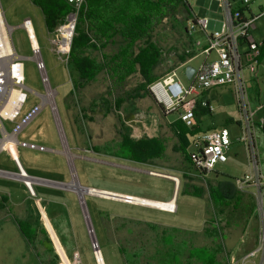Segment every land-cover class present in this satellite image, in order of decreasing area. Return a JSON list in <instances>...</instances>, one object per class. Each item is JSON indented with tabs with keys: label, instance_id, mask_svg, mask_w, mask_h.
I'll return each instance as SVG.
<instances>
[{
	"label": "rangeland",
	"instance_id": "rangeland-1",
	"mask_svg": "<svg viewBox=\"0 0 264 264\" xmlns=\"http://www.w3.org/2000/svg\"><path fill=\"white\" fill-rule=\"evenodd\" d=\"M240 1L235 0L237 5L240 4ZM188 2L192 7V12L196 19L208 18V34L220 31L224 16L217 3L210 2L209 0H188ZM0 6L6 23L9 27L13 28L11 39L15 52L21 57L24 66V85L28 89V98L20 111V115L13 123L4 122L7 132H11L21 121L35 111L41 103L39 95L44 91L35 64L31 60L32 53L26 33L20 27L24 19L28 18L31 21L34 37L45 64L50 86L57 93L55 103L60 119L58 128L61 133V139H59L60 136L58 138L55 131L56 125L53 123L51 111L47 105L41 107L18 134L19 141L26 143L37 142L50 150H39L40 153H37V150L20 149V161L26 167L29 175L52 182L67 184L75 178L81 187H92L91 189L97 188L149 200H160V202L168 200L173 191L174 182L168 175L178 178L180 187L176 194L177 211L172 214L157 211L153 209L154 207L147 208V206L130 205L118 199L92 195L84 196V206L82 203L81 206L84 215L85 213L88 215L95 241L105 264H123L115 245V241L120 244V238L118 237L120 234L118 233V236H113L111 233V230L116 225L119 228V219L117 217L120 216L150 222L166 228H179L192 231H201L205 220H211L215 227L217 238H210L208 240V250H203L202 236L197 237L195 235H192V237L195 236L196 238L194 241L186 245L180 244V247L184 248L183 246H185L186 249L195 252L202 258H206L214 254L215 245L218 244L222 248V254L217 256V263L261 264L264 256L262 252L258 253L254 258L244 261L245 256L257 248L258 237L264 224V212L262 214L258 210V205L254 198V190L252 188H246L242 191L236 190V196L240 197L238 206H235L233 201L220 212L212 205L209 196L210 186L217 181L229 179L234 182V179H241L249 170L247 146L244 142L238 140L243 136V132L240 125L238 100L232 87L222 86L208 91L206 99L212 106L213 111L210 114H202L198 124V131L186 136L188 145L185 153L177 151L176 148L180 144V141L169 128V121H174L177 114L173 112L166 115L155 100H153L154 98H152L151 94L143 99L135 100L133 103L124 104L119 113L105 116L102 108L96 109L92 114L87 113L93 118V121L88 122L83 119L79 123L84 130V133H81L73 119L74 115L78 113V109L72 108L68 110L65 105L66 94L72 85L73 76L68 71V67L66 68L51 51L49 43L51 36L45 27L41 10L33 5L30 0H0ZM261 7L264 8V0H253L250 4L251 13L257 15ZM191 30V38L195 43L200 42V46L195 45L196 56L187 62V66L197 69L203 62L215 60L216 55L214 52H211L206 57L202 53V48L207 46L206 34L195 26ZM250 33L256 42H262L264 39V16L255 22V28ZM157 39L159 44L163 46L165 54L169 52L168 56L171 58L175 54L176 48H180V38H176L168 33L167 30L161 31ZM167 64L170 65L169 62ZM263 66L264 59L262 66L256 69L255 74H250L247 71L244 72L249 106L252 110L258 109L255 117L258 120L264 117L263 110L259 109V107L264 105ZM177 73L182 83L186 85L188 82L184 76V70L179 68ZM138 81L139 78L136 76L130 78L123 87V90H119L118 88L113 89V95L115 97L124 95L133 89ZM106 91V84L99 79L82 91V100L79 106L86 107L91 100L96 99L97 96L104 94ZM148 111H154L158 120V139L164 144V152L160 159L151 165L114 157L105 159V162L94 160L97 156H95V152L91 149L93 146L102 145L105 141H110L111 138H119L117 133L120 126L118 116L125 120L127 115H132L133 120L142 121L144 118L140 119V117H147ZM52 124H54L55 129ZM133 125L134 123L125 121V126L129 128L130 132ZM222 128H226L230 134L231 145L227 151L228 159L225 163H218L210 175H207L205 179H201V174L196 170L189 155L197 153L198 150L195 145L203 133L210 131V129L219 130ZM189 131L191 132L192 130L189 129ZM251 140L254 142L252 145L251 141V147L256 151L264 176V134L258 127L254 128ZM15 148L17 149V146ZM56 151H60L61 153L59 154ZM6 153L8 154L6 149L0 150V170L12 172L15 168L9 159V154L7 155ZM14 155H17L16 151H13L12 157ZM152 173L164 175V178L170 179L172 183L165 179L157 178L158 176L155 177ZM1 177L5 178H0V188L6 190L7 197L12 195L13 199H17V182L6 179L13 177L5 175ZM56 188L66 189L65 187ZM56 188L50 187V185H36L34 190L38 199L41 197L46 200L57 192ZM60 194L65 198L66 207L70 212V223L77 251L73 249L67 258L44 211L42 210V219H40V214L35 208V203L30 198L29 204L31 203V206L35 210L29 207L34 221L32 225L37 227L39 231L44 230L46 235L50 236L56 249V251L54 250V254L57 257L59 255L61 258L59 259L58 257L57 264H63L61 253L67 259L68 264H93V249L85 221L83 219L82 226H79L76 210L69 199L71 194L68 192ZM41 207L45 208L43 202H41ZM2 213L0 210V216ZM10 213L14 219L13 212ZM79 214L82 218L83 214ZM44 217L48 225L45 223ZM44 246L49 249L51 245L50 243H44ZM14 258H17V236L8 230V228L0 226V264H8V260L11 261ZM262 264H264V260Z\"/></svg>",
	"mask_w": 264,
	"mask_h": 264
},
{
	"label": "trees",
	"instance_id": "trees-1",
	"mask_svg": "<svg viewBox=\"0 0 264 264\" xmlns=\"http://www.w3.org/2000/svg\"><path fill=\"white\" fill-rule=\"evenodd\" d=\"M30 1L41 10L49 33L64 21L70 10L65 0ZM193 26L196 27V18L187 0H84L67 65L73 76V88L65 101L68 110L78 109V113L73 117L78 130L84 133L79 124L83 119L93 121L87 113L92 114L98 108L104 110L105 116L119 113L124 104L148 96V87L152 83L195 57L196 46L191 38ZM166 30L181 41L180 48H176L172 58L168 56L169 52L165 54L157 39L159 33ZM108 46H112L111 50H108ZM259 50V59L263 60L264 39ZM134 76L139 78L136 86L124 95L115 97L113 89L123 90ZM99 79L106 84L107 91L91 100L86 107H80L82 91ZM198 110L195 111L197 126L191 132L179 120L169 124L170 130L180 141L177 151L185 153L188 145L186 136L198 131L200 116L207 113L201 108ZM132 119V115H127L125 120L118 116L119 138L91 149L95 153L102 152L135 163L151 164L160 159L164 152V144L160 139L134 140L129 137L130 130L125 126V121L130 122ZM87 138L89 139L88 136ZM236 190L233 180L217 181L209 188L212 205L219 212L233 201L234 205L238 206L240 197L236 196ZM44 221L47 224L46 219ZM21 229L29 241L33 240L35 234L29 225H21ZM123 231L124 246L119 253L124 264H224L217 263V256L222 254V248L218 244L215 245L214 254L206 258L186 249L185 246L180 247L194 241L195 236H202L203 250H208V240L217 238L211 220L205 222L201 233L178 228L165 229L150 222L130 219L123 226ZM39 234L44 237L43 245L50 243L44 230ZM58 249L61 252L59 246ZM51 252L52 249H47V254ZM61 256L62 263L68 264L62 253ZM57 261L58 257L54 256L52 264H57Z\"/></svg>",
	"mask_w": 264,
	"mask_h": 264
},
{
	"label": "built area",
	"instance_id": "built-area-1",
	"mask_svg": "<svg viewBox=\"0 0 264 264\" xmlns=\"http://www.w3.org/2000/svg\"><path fill=\"white\" fill-rule=\"evenodd\" d=\"M209 1L217 3L218 7L222 10L224 20L221 23L220 31L208 34L209 20L206 17L196 19V27L205 33L207 38V46L202 48V53L208 57L211 52H214L216 59L211 62H203L194 70L191 77L187 79L188 83L186 85L182 83L177 73V70L185 65L183 64L152 83L148 87V91L166 115L175 112L177 120L187 129L193 130L197 126L195 111L198 108L206 110L208 113H212L213 111L212 106L203 98V93L217 87H232L238 100L240 125L243 132V136L238 140L244 142L247 146L249 165L248 173L241 179H234V184L239 191L246 188L254 190V198L256 199L258 210L263 214L264 176L256 151L251 147L255 111L250 108L247 99L244 72L247 71L250 74H255L256 69L262 65V61L259 59L261 42H256L250 31L255 28V22L264 16V8H261L257 15H253L250 10V4L253 0H241L238 5L235 0ZM65 2L70 10L65 15L64 21L50 32L51 39L49 43L52 53L67 68L71 42L84 0H65ZM20 27L26 33L32 53L31 60L35 64L44 91L39 95L41 103L35 111L21 121L11 132H7L4 122L13 123L20 115V111L28 98V89L24 85V66L21 57L15 52L11 39L13 28L9 27L6 23L0 6V147H2L0 150H7L11 160L18 169V173L21 175V181L29 197L35 203V208L40 214V219H42L41 209L44 211V207H41V200L37 198L34 187L36 185H47L48 181L28 175L22 169L18 157H12V153L16 151L15 147L19 144L17 135L41 107L45 105L49 106L52 119L61 136L58 128L60 119L55 103L57 93L50 86L45 64L35 40L30 19H24ZM63 41H65V45H63ZM195 45L200 46V42H196ZM258 122L260 129L264 132V117ZM5 139L11 141L7 142L3 147L2 142ZM230 145V134L226 128L202 134L200 140L195 145L198 150L197 153L189 155L196 170L201 174V179H205L207 175H210L218 163H225L227 161V151ZM0 173L9 174L6 171H0ZM174 184L176 183L174 182ZM122 202L143 207L140 204L129 203L127 198ZM155 209L168 213L175 212L173 208ZM53 247L55 249L54 244ZM91 247L93 251L96 247L98 248L96 241L91 243ZM260 252L264 255V224L258 237L257 248L245 256L244 261L256 257ZM58 257L61 259L59 255Z\"/></svg>",
	"mask_w": 264,
	"mask_h": 264
},
{
	"label": "crops",
	"instance_id": "crops-1",
	"mask_svg": "<svg viewBox=\"0 0 264 264\" xmlns=\"http://www.w3.org/2000/svg\"><path fill=\"white\" fill-rule=\"evenodd\" d=\"M261 8H263V7H261ZM107 48H108V50L109 49L111 50L112 46H108ZM261 61H263V60H261ZM187 62L184 63L185 65L183 67H181V69L185 70V68L187 67ZM263 68H264V66H263ZM72 88L73 87L71 85L69 92L72 90ZM208 91L204 92L202 96L209 103V101L206 99V96H208V94H207ZM69 92L66 94L65 100L67 99ZM259 109H262L264 112V105L259 107ZM257 110L258 109L253 110V111H255V117H256V111ZM198 112H199V110H198ZM208 114H210V113H208ZM141 118H144V119L142 121H135L133 119L130 121V122L134 123V125L132 126V130L129 133V137L131 139H134V140L141 139V138H147V139L158 138L159 131H158V126H157L158 120L156 119V113L154 111H148L147 117H140V119ZM175 120H177V116H176ZM167 121H169V120L167 119ZM174 121H172V122H174ZM258 121H259L258 119H254L253 134H254V128L255 127H258L260 129ZM172 122L169 121V124ZM53 123H54V121H53ZM52 125L54 128L55 127L54 124H52ZM213 130L214 129H210V131H213ZM55 131L57 132V135L59 138L60 135H59L57 128L55 129ZM210 131H208V132H210ZM262 133L264 134V132H262ZM59 139H61V136ZM111 140H112V138L110 139V141ZM17 141L19 142V144H17V149H16L17 155H14L13 157L14 158L18 157L19 163H20L22 169L29 175V173L26 171V167H24L20 161V159H21V150L20 149L21 148H28V149H31L32 151L37 150L38 151L37 153H40L39 150H44V151H50V150L47 148H44L43 145H41L40 143H37V142H33V143L32 142L31 143L30 142H28V143L21 142L18 140V135H17ZM253 141H254V138H253ZM253 141H252V145L254 143ZM107 142H109V141H105L104 144H106ZM61 144H62V142H61ZM104 144H102V145H104ZM102 145H98V146H102ZM56 152H58L59 154L61 153L60 151H56ZM95 156H97V158H95L94 160H96L98 162H105L104 161L105 159L113 158L112 156L105 155L102 152L95 153ZM78 158H81V157H78ZM114 158H116V157H114ZM9 159L12 162L15 170L12 172H10V171H6V172H9L11 174H17V171H18L17 167L14 165L11 158H9ZM155 161H157V160H155ZM153 163H151V164H153ZM151 164H149V165H151ZM0 171H5V170H0ZM1 176L2 175H0V178H5V177H1ZM153 176H155V177L158 176L157 178H162V179H165V180L170 181V182H171L170 177H172L171 175H168L170 179L164 178L161 176V174H158V175L154 174ZM33 177H35V176H33ZM6 179H11V181L17 182V199H13L12 195L10 197H7V193H5L6 190L4 188H0V210L3 212L0 216V226L8 228V230L12 231L15 234V236H17V258H14L11 261L8 260V262H9L8 264H52L54 261V256H56L54 254L55 249L53 247L52 242L50 241V245H51L50 249H52V252L47 254L48 248H45V246L42 243L44 237H43V235L39 234V232L41 230L39 231V229H37V227L32 225V223L34 221H33L32 216H31L32 211L29 209V207H31V209H33V210H34V208L31 206V203L29 204L31 199L27 193V190L25 189V187H24V185L20 179H18V178H6ZM47 181H49V180H47ZM49 182H52V181H49ZM54 183H58V182H54ZM60 184H67V183H60ZM46 186H49V185H46ZM50 187L56 188V187L51 186V185H50ZM178 187H179V181H178V184H173V191H172L171 197L166 201L160 202V200H149V199H145V198H142V199H145V200L150 201V202H160V203H166L169 201H173L174 205H175V212H176L177 211V207H176L177 196H176V194L178 191ZM86 188H92V187H86ZM93 189H97V188H93ZM67 190H69V191H67ZM97 190L106 191V192L117 194V195H124V194H120L117 192H111V191L102 190V189H97ZM70 191H72V190H70V189H63V190L57 189V192L55 194H53L49 199L45 200L41 197L39 198L41 200V202H43L45 205L44 213H45V215L49 221V224H50L59 244L61 245L65 255L67 256V258H68V256H70V252L73 249L76 250V248L74 245L75 244L74 233H73V229H72L71 223H70V214H69L70 212H69L68 208L66 207L67 203H66L65 198H63L62 194H60V193L68 192L71 194L69 196V199L72 201V206L76 210V214H77V217L79 220V226H82L81 223L84 219V215L81 218V216L79 214V213L83 214L82 206L80 204L79 198L76 195V193L73 194L74 191H72L73 193ZM134 197H136V196H134ZM137 198H139V197H137ZM118 200H120V199H118ZM143 207H145V206H143ZM147 208H153V207L147 206ZM153 209H155V208H153ZM155 210H157V209H155ZM157 211H159V210H157ZM10 212H13L14 219L10 215L11 214ZM41 212H42V210H41ZM160 212L168 213V212H164V211H160ZM168 214H172V213H168ZM117 218L119 219V221H118L119 228H117V225H116L111 230V233L113 236L114 235L118 236V233L120 234L118 236L120 238V240H119L120 244L117 241H115L116 242L115 245H116V250L119 254V257H120L122 263L124 264V262L120 256V253H119L120 249H122V247L124 246V244L121 242L122 241V234L124 233L123 226L126 224V222H128L129 219L130 220H136V219H132V218H128V217L126 218V217H121V216L117 217ZM206 221H207V219L205 220V222ZM205 222H204V226H205ZM26 224L30 226L32 233L35 234L33 240H31V241H29L26 238V236L24 235V233L21 229V225H26ZM204 226H203L201 231H192V230H185V231L201 233L204 229ZM163 228L166 229V227H163ZM45 230H46V228H45ZM46 232L48 233L47 230H46ZM45 236H47V235H45ZM47 237H49L48 239L50 240V236L48 235ZM99 251H100V249H99ZM91 253H92V251H91ZM101 256H102V254H101ZM79 259H80V257H79ZM102 259H103V257H102ZM92 260H93V264H97L95 256H94V251L92 253ZM80 263H81V260H80ZM103 264H105L104 260H103Z\"/></svg>",
	"mask_w": 264,
	"mask_h": 264
},
{
	"label": "bare ground",
	"instance_id": "bare-ground-1",
	"mask_svg": "<svg viewBox=\"0 0 264 264\" xmlns=\"http://www.w3.org/2000/svg\"><path fill=\"white\" fill-rule=\"evenodd\" d=\"M64 43H65V41H63V45H65ZM9 141H11V140L5 139L2 142V146L4 147V145L7 142H9ZM0 148H2V147H0ZM15 158H17V157H15ZM0 174L2 176L6 175V176H9V177L18 178L20 180L22 179L21 175L19 173L18 174L0 173ZM155 175H158V174L155 173ZM162 177H164V175H162ZM170 178H172V180L176 184H178V179L177 178H175V177H170ZM47 184L48 185L57 186V187H65L66 189H70V190L74 191V193H76V195L81 200V203L83 204V206H84V200H83L84 196L85 195H92V196H100V197H104V198L120 199L121 201H123V200H125V198H127L129 203L140 204V205H143L145 207L146 206H152L154 208H161V209H171V208L175 209L173 201H169V202H166V203L150 202V201H147L145 199L137 198V197L129 196V195H117V194L109 193V192H106V191H100V190L91 189V188H89L88 190H85L78 184V182H77V180L75 178H73V180L71 182H69L68 184H60V183H54V182H49V181L47 182ZM85 217H86V221L88 222L87 224L89 226L90 237L92 238L93 242H95L94 233L92 231V227L90 225L87 213H85ZM97 249H98L97 247L94 249V256H95L96 262H97V264H103V259H102L101 253H100V251L97 252L96 251Z\"/></svg>",
	"mask_w": 264,
	"mask_h": 264
},
{
	"label": "water",
	"instance_id": "water-1",
	"mask_svg": "<svg viewBox=\"0 0 264 264\" xmlns=\"http://www.w3.org/2000/svg\"><path fill=\"white\" fill-rule=\"evenodd\" d=\"M194 70H195L194 68H192L190 66H187L185 68V70H184V76H185V78L186 79H189L191 77V75L193 74ZM51 186H53V185H51ZM54 187H57V186H54ZM82 188L85 189V190H88L89 189V188H86V187H82ZM79 201H80V204H81V200L80 199H79ZM82 211H83V208H82ZM83 215H84V211H83ZM84 220H85V215H84ZM85 224H86L87 231H88V234H89V226H88L86 220H85ZM90 240H91V243H93V240H92L91 237H90ZM96 251L99 252V248Z\"/></svg>",
	"mask_w": 264,
	"mask_h": 264
}]
</instances>
